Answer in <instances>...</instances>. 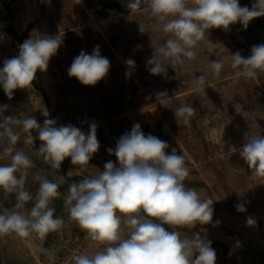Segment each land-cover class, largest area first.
I'll return each mask as SVG.
<instances>
[{
  "label": "rangeland",
  "instance_id": "1",
  "mask_svg": "<svg viewBox=\"0 0 264 264\" xmlns=\"http://www.w3.org/2000/svg\"><path fill=\"white\" fill-rule=\"evenodd\" d=\"M253 2L239 0L240 6L249 8ZM3 4H8L10 21L23 35V41L35 33H60L63 38L47 71L37 72L32 87L15 90L11 100L0 87V104L9 106L5 115H32L42 124V112L47 111L49 118L53 112L57 126L72 124L85 133L95 122L100 143L83 170L72 165L70 157L60 169H51L42 156L35 155L41 142L25 145L22 134L16 147L22 148L34 164L26 179V190L34 195L41 178L68 186L86 175H97L109 160L118 164L107 149L115 148L119 137L139 123L145 134L168 142L167 152L175 150L184 156L185 166L190 169L185 185L195 189L202 199L210 197L214 201L213 223H220L180 228L181 236L190 237L193 232L207 236L217 254L216 264H264V178L251 181V170L239 153L229 154L232 147L242 146L245 133L264 135V75L245 80L237 77V70L230 66L231 54L240 51L247 57L253 45L264 43V27H258L264 20L253 19L245 31L209 30L198 43L196 59L173 68L169 65L165 78L146 70L147 60L167 36L144 5L129 17L130 11L123 7H113L122 12L112 16L97 15L93 9L107 7H89L84 0H0V7ZM3 18L4 15L0 17V67L19 50L15 40L3 32ZM139 24L144 25L145 32L139 31ZM97 45L111 67L95 86H85L70 78L67 69L82 50L91 54ZM129 58L135 61L131 70L125 64ZM216 59L223 60L225 67L214 78L209 61ZM129 71L131 74L126 76ZM202 73H208L207 87L204 92L194 91L193 81ZM165 90L168 97L157 98L156 94ZM235 102L244 105L245 111L237 114ZM180 104H192L197 109L189 125L175 121L174 110ZM3 146L0 144V164L9 162ZM76 176L79 178L66 179ZM61 192L67 195V190ZM1 201L11 207L15 196L11 194L3 200L0 193ZM238 203L245 205L246 212L236 210ZM31 206L29 202L26 207ZM53 206L55 215L63 217V226L43 240L35 233L29 238L14 234L0 238V264H73V255L102 250L103 245L91 240L69 219L63 196L54 200ZM248 216L256 220L254 225H247ZM237 241L240 247H236Z\"/></svg>",
  "mask_w": 264,
  "mask_h": 264
},
{
  "label": "clouds",
  "instance_id": "2",
  "mask_svg": "<svg viewBox=\"0 0 264 264\" xmlns=\"http://www.w3.org/2000/svg\"><path fill=\"white\" fill-rule=\"evenodd\" d=\"M142 5L167 36L147 60L146 70L165 78L169 65L173 68L196 59L198 43L209 30L227 31L237 23L247 29L253 19L264 17V0H254L251 8L240 6L239 0H128L129 17ZM139 31L145 32L143 24H139ZM62 45L60 33L30 34L19 45L18 54L5 59L0 67V87L7 98L11 100L17 89L32 87L37 72L47 71L50 59ZM125 64L129 70L135 67L131 58ZM209 66L214 78L225 67L219 59L209 61ZM230 66L237 70V77L245 80L264 75V43L253 45L247 57L240 51L231 54ZM110 67V60L101 55L97 45L91 54L82 50L67 74L82 85L95 86L108 75ZM130 74L129 71L125 75ZM207 83L208 73L195 77L194 91L204 92ZM156 95L168 97L166 90ZM8 108L7 104H0V144L9 159L0 164V193L3 200L14 194L15 203L11 207L0 204V238L13 234L29 238L35 233L43 240L59 230L65 221L55 215L53 202L63 196L69 219L91 240L103 245L102 250L73 255V264H216L217 254L207 236L193 232L190 237H182L178 230L197 224L216 226L220 221L213 223V199H202L195 189L185 185L190 169L185 166L183 155L166 151L170 147L167 141L145 134L136 123L130 132L119 137L115 148L107 149L116 156L118 164L109 160L97 175H86L70 183L67 195L59 191L60 183L41 178L33 195L25 188L33 161L16 147L21 135L25 145L41 142L35 155L42 156L51 169H60L70 157L71 164L83 170L100 148L97 124L90 123L85 133L72 124L57 126L47 111L42 112L45 119L41 124L32 115H5ZM233 108L237 114L245 111L239 102L233 103ZM196 110L192 104H180L174 110L176 123L189 125ZM236 152L251 170V181L264 178V135L245 133L242 146L232 147L229 154ZM29 202L32 206L27 208ZM235 207L238 212H246L243 203ZM246 223L252 226L256 220L248 216ZM236 247H240L239 241Z\"/></svg>",
  "mask_w": 264,
  "mask_h": 264
},
{
  "label": "trees",
  "instance_id": "3",
  "mask_svg": "<svg viewBox=\"0 0 264 264\" xmlns=\"http://www.w3.org/2000/svg\"><path fill=\"white\" fill-rule=\"evenodd\" d=\"M84 1L89 7H107V9L105 10L97 9L96 11H94L93 9L92 12L97 15L112 16L114 14L122 12V9L113 8V7H123V9H125L126 12H129V9L126 7L128 0H84ZM8 7H9L8 4H3L0 7V17L4 15V18H3L4 24L1 28L3 32L8 34L10 37H12L15 40L17 45H20L21 43H23V35H20L18 31L16 30V28L12 25L10 21V11ZM258 18H259V22H260V19L264 20V17H258ZM259 26L264 27V21L261 22V25L258 24V27ZM241 30L245 31L246 29H244L242 26L240 27V25L235 24L234 26L231 25L229 30H227V32L231 33L232 31H241ZM51 118L55 119V113L51 112ZM63 174H65L64 171H63ZM76 178H79V177L76 176L71 179L66 177L67 180H72ZM67 188L68 186H66V184H63L62 186H60L59 191L67 190ZM0 204H2L5 207H8V205H6V203H4L3 201H1ZM165 228L167 230H172L167 225H165Z\"/></svg>",
  "mask_w": 264,
  "mask_h": 264
}]
</instances>
